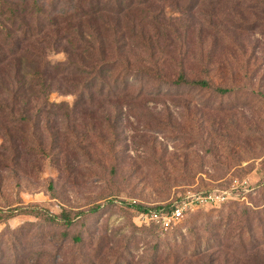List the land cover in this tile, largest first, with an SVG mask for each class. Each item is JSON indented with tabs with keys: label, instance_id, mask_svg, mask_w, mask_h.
I'll list each match as a JSON object with an SVG mask.
<instances>
[{
	"label": "rangeland",
	"instance_id": "obj_1",
	"mask_svg": "<svg viewBox=\"0 0 264 264\" xmlns=\"http://www.w3.org/2000/svg\"><path fill=\"white\" fill-rule=\"evenodd\" d=\"M100 1L109 6L110 0H94ZM149 1L133 0L143 12L140 18ZM155 1L148 9L160 18L178 17L173 2L192 3ZM191 16L180 25L190 23ZM180 32L179 40L165 49L162 75L173 80L184 67L189 80L207 77L214 87L232 86L228 47H211L205 31ZM67 61L65 52L49 57L53 66ZM154 78L132 72L125 79L135 100L126 102L130 108L108 109L116 130L102 122L99 106L89 113L77 108L80 94L66 92V82L56 86L62 92L49 97L56 106L50 127L0 126V264H246L244 250L261 247L258 232L256 240L237 241V257L220 254L217 236L229 210H203L171 236L140 219L136 207L170 203L185 190L213 186L235 172L264 190V120L256 118L264 114V98L227 95L216 106L224 107L222 111L247 100L254 111L210 113L201 106L212 104L211 94L163 88ZM238 88L264 95L258 81L239 78ZM243 116L250 126L237 130L233 123L241 124ZM218 122L225 133H219ZM255 205L253 210H264V204ZM65 215L72 226L63 220ZM259 257L264 264V254Z\"/></svg>",
	"mask_w": 264,
	"mask_h": 264
},
{
	"label": "trees",
	"instance_id": "obj_2",
	"mask_svg": "<svg viewBox=\"0 0 264 264\" xmlns=\"http://www.w3.org/2000/svg\"><path fill=\"white\" fill-rule=\"evenodd\" d=\"M191 2L187 6L173 2L172 10L178 17L160 18L148 9L156 1H149L144 16L140 18L143 12L133 0L129 3L127 0H110L108 7L94 0H0V126H20L28 130L50 127V117L54 115L56 106L50 103L49 97L54 92H62V88L56 86L66 82L70 87L66 92L80 94L77 108L89 113L99 106L102 122L116 130L111 120L113 110L108 109L129 107L126 102L135 100L132 97L134 88L125 84V79L132 72L141 73L148 80L158 77L163 88L172 85L211 94L209 101L212 104L201 106L210 113L254 111V104L249 100L241 107L231 105L226 111H222L224 107L216 106L220 98L236 93H245L256 100L264 98L256 90L245 92L238 88L239 78L240 82L258 81L259 87L264 88V0ZM187 14L192 15L191 21L181 26L180 22L186 21ZM197 30L205 31L211 47L216 48L223 43L228 47L232 59L226 63L232 86L214 87L207 77L189 80L184 67L173 80L162 75L159 67L166 47L179 40L180 31ZM59 52H65L68 61L53 66L49 57ZM138 52L141 53L139 57ZM85 93H88V98H85ZM256 118L263 122L264 114ZM243 119L241 124L233 123L237 130L250 126L246 122L248 118L243 116ZM216 125L219 133H225L223 124L218 122ZM23 130V137H26L27 130ZM86 137L83 134V138ZM224 177L213 186L194 190H224L235 179L247 178L242 172ZM183 193L170 203L152 209L136 208L142 214L166 210L180 200ZM246 199L245 202H230L213 209L231 212L223 225V233L217 236L219 245L216 247L227 259L237 257L233 248L237 241L256 240L258 232L263 239L261 247L264 246V210L252 209L254 201L257 208L264 204L263 187H252ZM200 212L188 215L170 230L151 226L158 232H170L163 236H171ZM63 220L72 226L68 215ZM255 247L244 250L246 264H263L259 256L264 252L261 247Z\"/></svg>",
	"mask_w": 264,
	"mask_h": 264
},
{
	"label": "built area",
	"instance_id": "obj_3",
	"mask_svg": "<svg viewBox=\"0 0 264 264\" xmlns=\"http://www.w3.org/2000/svg\"><path fill=\"white\" fill-rule=\"evenodd\" d=\"M251 191L252 187L248 179H235L230 187L224 190L188 189L169 209L143 213L140 219L147 226L156 225L166 231L178 225L188 215L198 211L215 209L230 202H245L246 194Z\"/></svg>",
	"mask_w": 264,
	"mask_h": 264
}]
</instances>
